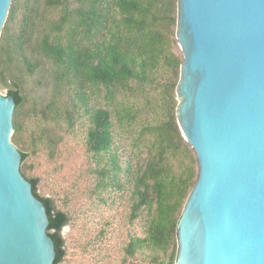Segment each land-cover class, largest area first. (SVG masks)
I'll use <instances>...</instances> for the list:
<instances>
[{"label":"trees","instance_id":"obj_1","mask_svg":"<svg viewBox=\"0 0 264 264\" xmlns=\"http://www.w3.org/2000/svg\"><path fill=\"white\" fill-rule=\"evenodd\" d=\"M177 2L12 0L0 36V88L16 102L11 139L46 207L54 264L68 256L61 232L70 211L39 193L41 177L28 160L56 161L66 137L81 129L99 200L128 189L130 222L146 214L143 236L124 248L127 258L176 262L177 224L197 178L177 119Z\"/></svg>","mask_w":264,"mask_h":264},{"label":"water","instance_id":"obj_2","mask_svg":"<svg viewBox=\"0 0 264 264\" xmlns=\"http://www.w3.org/2000/svg\"><path fill=\"white\" fill-rule=\"evenodd\" d=\"M12 0H0V36ZM177 119L197 178L175 264H264V0H178ZM0 92V264H54L44 203L12 142Z\"/></svg>","mask_w":264,"mask_h":264},{"label":"rangeland","instance_id":"obj_3","mask_svg":"<svg viewBox=\"0 0 264 264\" xmlns=\"http://www.w3.org/2000/svg\"><path fill=\"white\" fill-rule=\"evenodd\" d=\"M0 92L7 95V90L0 88ZM33 96L36 95L31 94L29 98ZM27 127L29 130L33 127L30 121H27ZM29 133L27 131L26 135ZM82 134L81 129L76 135L67 136L60 148L61 154L54 162L42 154L28 160L35 164L31 174L41 177L39 193L53 198L56 206L70 211V223L61 232L68 251L62 264H151L145 256L127 258L124 252L131 236H143L146 214L134 223L130 222L128 189L107 195L104 202L99 200L89 174ZM196 169L198 172L197 163ZM68 201L69 205L65 206Z\"/></svg>","mask_w":264,"mask_h":264}]
</instances>
